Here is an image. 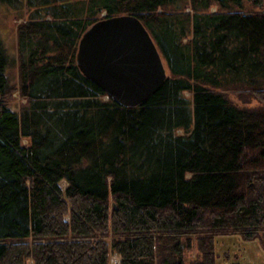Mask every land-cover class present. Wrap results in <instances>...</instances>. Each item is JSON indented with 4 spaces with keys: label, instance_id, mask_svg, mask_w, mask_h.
I'll return each instance as SVG.
<instances>
[{
    "label": "trees",
    "instance_id": "1",
    "mask_svg": "<svg viewBox=\"0 0 264 264\" xmlns=\"http://www.w3.org/2000/svg\"><path fill=\"white\" fill-rule=\"evenodd\" d=\"M1 5L26 21L17 58L0 34V264H217L216 235L264 234V107L229 96L264 103V0ZM125 14L169 73L129 108L75 63L91 24Z\"/></svg>",
    "mask_w": 264,
    "mask_h": 264
},
{
    "label": "water",
    "instance_id": "2",
    "mask_svg": "<svg viewBox=\"0 0 264 264\" xmlns=\"http://www.w3.org/2000/svg\"><path fill=\"white\" fill-rule=\"evenodd\" d=\"M75 63L118 106L139 107L164 84L167 70L141 21L132 15L103 18L81 35Z\"/></svg>",
    "mask_w": 264,
    "mask_h": 264
},
{
    "label": "rangeland",
    "instance_id": "3",
    "mask_svg": "<svg viewBox=\"0 0 264 264\" xmlns=\"http://www.w3.org/2000/svg\"><path fill=\"white\" fill-rule=\"evenodd\" d=\"M211 11L214 12V9L212 8ZM15 16V12L11 7L0 6V34L5 44L6 52L11 58H17L16 28L19 24L26 21L25 14H23L21 18H16ZM16 67L17 65L14 66L11 71L15 84L17 83ZM167 75H169V73H167ZM229 96L233 102L237 103L242 108L246 107L255 110L264 107V103H260V101L257 100L243 99L244 102L240 101L235 93ZM11 100L8 106L13 109H15V107L20 108L26 102L19 97L17 92L12 94ZM179 133H181V131H179ZM65 187L66 183L64 181L61 183V188L64 190ZM214 244V251L218 255L216 260L217 264H264V234H261L257 240L250 242L241 239L239 235H232L230 233L227 235H216ZM185 255L187 261L193 260L196 255L195 250L189 253L187 252ZM110 263L118 264L119 258L113 256Z\"/></svg>",
    "mask_w": 264,
    "mask_h": 264
}]
</instances>
